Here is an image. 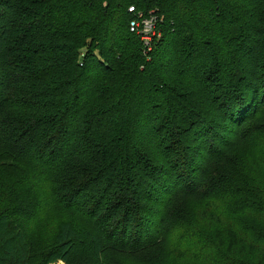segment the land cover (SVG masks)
Here are the masks:
<instances>
[{
    "label": "trees",
    "instance_id": "obj_1",
    "mask_svg": "<svg viewBox=\"0 0 264 264\" xmlns=\"http://www.w3.org/2000/svg\"><path fill=\"white\" fill-rule=\"evenodd\" d=\"M152 234L159 260L118 264H264V0H0V264Z\"/></svg>",
    "mask_w": 264,
    "mask_h": 264
},
{
    "label": "rangeland",
    "instance_id": "obj_2",
    "mask_svg": "<svg viewBox=\"0 0 264 264\" xmlns=\"http://www.w3.org/2000/svg\"><path fill=\"white\" fill-rule=\"evenodd\" d=\"M235 153V152H234ZM228 153L221 161H217L212 172H208V179L206 181V167L204 172L201 174L200 179L196 185V193L206 192L207 184L210 180L215 179L219 175L223 174L224 171L233 164L235 161V154ZM230 168V167H229ZM191 195L179 193L172 203L165 210L166 224L172 220L180 218L186 212L187 201L191 198ZM166 227L165 225L163 228ZM131 255L138 257H145L152 260H159L162 257V238L157 237L156 235H150L147 237V240L136 249H122L112 244H108L103 251V259H105L110 264H118V260L121 256ZM53 264H64L59 261Z\"/></svg>",
    "mask_w": 264,
    "mask_h": 264
},
{
    "label": "built area",
    "instance_id": "obj_3",
    "mask_svg": "<svg viewBox=\"0 0 264 264\" xmlns=\"http://www.w3.org/2000/svg\"><path fill=\"white\" fill-rule=\"evenodd\" d=\"M129 11H133V7H130ZM156 20L157 17L153 13L149 17H143L142 13L139 12L136 18L130 22V31L140 36L147 50H150L153 39L159 35L156 30Z\"/></svg>",
    "mask_w": 264,
    "mask_h": 264
}]
</instances>
